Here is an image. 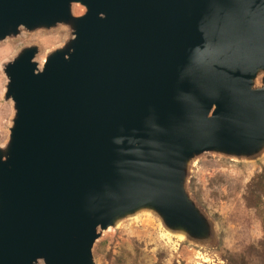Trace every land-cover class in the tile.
Returning a JSON list of instances; mask_svg holds the SVG:
<instances>
[{"label":"water","instance_id":"water-1","mask_svg":"<svg viewBox=\"0 0 264 264\" xmlns=\"http://www.w3.org/2000/svg\"><path fill=\"white\" fill-rule=\"evenodd\" d=\"M70 22L42 71L36 49L3 68L0 264H94L98 229L143 209L199 236L182 167L264 144V0H0V43Z\"/></svg>","mask_w":264,"mask_h":264},{"label":"rangeland","instance_id":"rangeland-1","mask_svg":"<svg viewBox=\"0 0 264 264\" xmlns=\"http://www.w3.org/2000/svg\"><path fill=\"white\" fill-rule=\"evenodd\" d=\"M86 13L85 6L72 4L73 18ZM75 39L70 22L21 28L0 43V149L7 152L15 116L14 103L6 97L5 63L36 49L34 62L42 71L53 54ZM263 87L261 72L255 88ZM182 177L183 192L204 222L203 234L173 235L158 212L143 209L107 230L98 229L94 264H264V144L249 156L195 153L182 167Z\"/></svg>","mask_w":264,"mask_h":264},{"label":"bare ground","instance_id":"bare-ground-1","mask_svg":"<svg viewBox=\"0 0 264 264\" xmlns=\"http://www.w3.org/2000/svg\"><path fill=\"white\" fill-rule=\"evenodd\" d=\"M166 236V235H165ZM172 236V235H171ZM171 236H169V237H171ZM169 241H171V240H169Z\"/></svg>","mask_w":264,"mask_h":264}]
</instances>
